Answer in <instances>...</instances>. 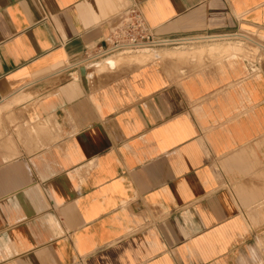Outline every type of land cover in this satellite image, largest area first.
<instances>
[{
  "label": "crops",
  "instance_id": "crops-1",
  "mask_svg": "<svg viewBox=\"0 0 264 264\" xmlns=\"http://www.w3.org/2000/svg\"><path fill=\"white\" fill-rule=\"evenodd\" d=\"M130 5L226 36L77 63ZM0 105V264H264V0H0Z\"/></svg>",
  "mask_w": 264,
  "mask_h": 264
},
{
  "label": "built area",
  "instance_id": "built-area-1",
  "mask_svg": "<svg viewBox=\"0 0 264 264\" xmlns=\"http://www.w3.org/2000/svg\"><path fill=\"white\" fill-rule=\"evenodd\" d=\"M110 19L112 22L109 25L104 45L84 52L77 63L90 65L112 55L188 47L195 43L226 36L223 34H157L147 25L141 11L135 5L120 9Z\"/></svg>",
  "mask_w": 264,
  "mask_h": 264
},
{
  "label": "rangeland",
  "instance_id": "rangeland-1",
  "mask_svg": "<svg viewBox=\"0 0 264 264\" xmlns=\"http://www.w3.org/2000/svg\"><path fill=\"white\" fill-rule=\"evenodd\" d=\"M201 43L202 42L195 43L188 47L164 49L163 51L151 50V51L142 52V53L117 54V55L108 57L107 59L108 60L115 59L118 64L122 62L144 63V62H150L152 60H155L156 58H164L166 56H170V57H177L180 60H182L184 64L183 66H185L187 64V61L190 58L195 57V55L203 54L205 45ZM165 50H168V51H165ZM72 64L76 65L77 63L74 62ZM101 69H104V67L101 66Z\"/></svg>",
  "mask_w": 264,
  "mask_h": 264
},
{
  "label": "bare ground",
  "instance_id": "bare-ground-1",
  "mask_svg": "<svg viewBox=\"0 0 264 264\" xmlns=\"http://www.w3.org/2000/svg\"><path fill=\"white\" fill-rule=\"evenodd\" d=\"M237 49V48H236ZM16 95V94H15ZM9 99H11V98H9ZM15 99V98H14ZM20 97L18 98V101H20ZM22 100V99H21ZM8 101V100H7ZM7 101H4V102H6V103H8ZM10 102H11V100H9ZM15 103V102H14ZM1 106V105H0ZM2 107V106H1Z\"/></svg>",
  "mask_w": 264,
  "mask_h": 264
}]
</instances>
